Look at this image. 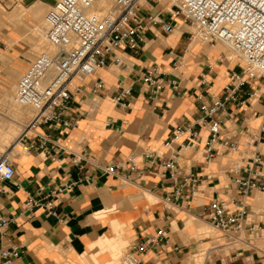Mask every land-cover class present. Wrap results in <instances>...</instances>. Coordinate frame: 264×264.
Listing matches in <instances>:
<instances>
[{"label": "crops", "instance_id": "obj_1", "mask_svg": "<svg viewBox=\"0 0 264 264\" xmlns=\"http://www.w3.org/2000/svg\"><path fill=\"white\" fill-rule=\"evenodd\" d=\"M56 1L0 0V109H11L12 88L47 43L44 18ZM114 3L98 0L92 10L107 12ZM136 8L145 26L141 49L120 48L115 53L120 65L109 57L92 76L72 80L66 116L75 126H41L24 143L18 137L5 149L15 172L0 192V220L9 221L0 228V251L15 249L12 264H113L116 250L126 254L144 241L148 250L138 256L139 264H193L203 249L209 250L205 264H264L262 193H251L237 233L221 234L216 247L204 235L212 228L207 206L215 198L240 201L235 181L251 177L254 156L262 159L259 181H264V143L256 142L264 132V76L247 79L224 103L221 139L236 151L216 146L215 159L206 163L202 106L211 95L223 99L230 74L243 68L216 44L195 40L192 26L171 16L169 0H136ZM165 25L171 33L163 31ZM152 68L162 73L163 90L150 99L141 75ZM97 81L104 87L93 94ZM123 88L131 90L126 108L112 102ZM180 125H192L201 138L176 160L181 175H194L199 183L193 196L183 192L166 202L176 183L162 163L184 141L171 140ZM41 137L50 155L36 148ZM29 146L34 148L25 149ZM28 200L41 206L26 207ZM157 230L165 238L150 244Z\"/></svg>", "mask_w": 264, "mask_h": 264}, {"label": "built area", "instance_id": "obj_2", "mask_svg": "<svg viewBox=\"0 0 264 264\" xmlns=\"http://www.w3.org/2000/svg\"><path fill=\"white\" fill-rule=\"evenodd\" d=\"M98 0H57L44 18V38L54 49L52 53H41L22 73L15 86L13 102L29 107L33 118L18 138L24 143L25 137L41 126L53 129H70L75 123L67 118L71 100L70 88L73 79L92 76L97 70L106 67L109 57L115 65L121 59L115 53L120 48L138 51L144 42V19L138 14L136 0H115L113 7L106 13L93 12L92 7ZM171 16L193 27V38L203 44L222 43L237 53L246 63L241 73H231L229 83L224 88V98L209 97V105H203V124L208 136L203 153L206 163L216 157V146L235 152L236 147L221 139L220 111L224 103L233 100L246 84L247 79L264 76V0H169ZM165 33L172 27L165 25ZM257 75V76H256ZM162 73L152 68L141 75V82L149 89L150 99L163 90L160 83ZM97 81L93 94L103 89ZM172 87L176 88L173 82ZM131 90L123 88L112 102L122 108L128 107L127 98ZM179 143L178 151L162 163L176 188L166 202L179 200L181 194L193 196L199 180L191 174L181 175L177 166V156L182 150L197 145L201 139L192 125L174 128L171 140ZM37 149L50 155L46 140L41 137ZM264 143L263 135L256 138ZM34 148L33 146L25 147ZM262 159L254 156L248 171L251 177L235 181L239 202H221L215 198L207 206L206 217L213 230L220 234L237 233L247 217V201L253 191L264 194V181H259ZM111 171V169H108ZM14 167L9 152L0 151V192L4 183L14 177ZM51 197L53 195H50ZM26 207H40L38 201L28 200ZM45 207L51 216H56L50 203ZM9 221L0 220V228ZM163 230H157L150 238V244L164 240ZM148 245L141 241L131 245L125 254L127 264H139L138 256L146 253ZM17 258L14 248L0 251V264H12Z\"/></svg>", "mask_w": 264, "mask_h": 264}, {"label": "rangeland", "instance_id": "obj_3", "mask_svg": "<svg viewBox=\"0 0 264 264\" xmlns=\"http://www.w3.org/2000/svg\"><path fill=\"white\" fill-rule=\"evenodd\" d=\"M89 13H93V10L89 11ZM103 13H106V12H103ZM189 30L192 33L194 32L193 27L190 28ZM42 45L43 46H41L37 50L36 57L41 53H50V52L52 53L54 51V49L50 45H48L46 42H43ZM216 46L221 48V50L225 53L226 58L229 59L230 63H237L238 65L242 66V68H245L246 66L245 61L237 53H235L232 49H230L228 46L222 43H217ZM12 93L14 96L15 87L12 88ZM10 105L12 109H17L19 107L21 115L12 110L0 109V136L6 137V143L4 144V146H2V148L0 147V151H4L16 141V139L23 132V130L29 124V122L31 121L34 115V112L29 107H20L16 105L13 102V97L12 99H10ZM263 200H264V197H263ZM204 231H205L204 235L208 236L209 238L213 240V247H216L223 240L222 235L216 232L215 230H213L212 228L211 229L205 228ZM208 251L209 250L203 249V251H201L199 254L200 257L197 255L192 258V263L193 264H205L206 260L208 259V256L206 255ZM113 258H114L113 264H127V262L125 261L126 259L125 254L122 252V250L114 253Z\"/></svg>", "mask_w": 264, "mask_h": 264}, {"label": "bare ground", "instance_id": "obj_4", "mask_svg": "<svg viewBox=\"0 0 264 264\" xmlns=\"http://www.w3.org/2000/svg\"><path fill=\"white\" fill-rule=\"evenodd\" d=\"M91 11V10H90ZM45 39V38H44ZM51 53V52H50ZM7 94V93H6ZM5 94V95H6ZM3 104V103H2ZM14 105V104H13ZM17 105V104H16ZM8 106V105H7ZM18 106H20V105H18ZM15 107V106H14ZM20 107H24V106H20ZM7 108V107H6ZM5 108V109H6ZM16 108V107H15ZM7 110V109H6ZM8 110H12V111H15V112H17V113H19L20 114V109H19V107L17 108V109H12V107H11V109H8ZM8 112V111H7ZM9 114V113H8ZM21 115V114H20ZM23 117V116H22ZM12 125V124H11ZM13 130V129H12ZM17 131V130H16ZM9 133V132H8ZM7 133V134H8ZM15 134V133H14ZM8 142V141H7ZM6 143V137H3V136H0V147L2 148V146H4V144ZM40 157V156H39ZM260 197V196H259ZM264 201V200H263ZM263 204V203H262ZM190 222V221H189ZM188 226H189V224H188ZM200 231V230H199ZM118 242H119V240H117ZM115 244H116V242H114ZM113 243V244H114ZM101 244V243H100ZM99 244V246L100 247H104L105 245H108V242L106 241V242H104V243H102L101 245ZM112 244V243H111ZM110 244V245H111ZM114 244V245H115ZM118 244V243H117ZM118 246V245H117ZM99 247V248H100ZM118 248H119V246H118ZM115 249H117V248H115ZM113 250H114V248H113ZM108 251V250H107ZM109 251H111V250H109ZM116 252H118L117 250H116ZM93 253V252H92ZM111 253H112V251H111ZM114 254V253H113ZM111 256V255H110ZM199 256V255H198ZM113 257V256H112ZM200 257V256H199ZM198 262V261H197ZM112 264V263H111Z\"/></svg>", "mask_w": 264, "mask_h": 264}]
</instances>
